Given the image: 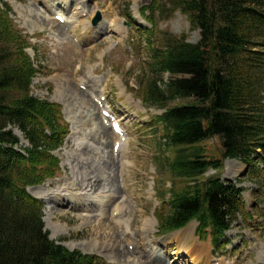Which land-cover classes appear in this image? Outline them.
I'll use <instances>...</instances> for the list:
<instances>
[{"label": "trees", "instance_id": "1", "mask_svg": "<svg viewBox=\"0 0 264 264\" xmlns=\"http://www.w3.org/2000/svg\"><path fill=\"white\" fill-rule=\"evenodd\" d=\"M172 4L199 31L200 41L192 45L164 34L147 42L153 76L144 104L165 110L154 125L173 152L160 160L172 182L160 232L167 235L197 221V235L206 239L210 230L218 248L245 211L244 190L221 179L225 161H241L247 175L264 184V0ZM10 12L0 0V264H104L51 240L44 206L27 192L61 173L54 153L69 130L60 105L31 95L39 70ZM141 16L154 25L144 10ZM165 75L172 77L168 84ZM187 100L192 102L170 107ZM15 129L29 148L21 146ZM214 139L221 143L220 158L203 145ZM210 171L216 175L206 177Z\"/></svg>", "mask_w": 264, "mask_h": 264}, {"label": "rangeland", "instance_id": "2", "mask_svg": "<svg viewBox=\"0 0 264 264\" xmlns=\"http://www.w3.org/2000/svg\"><path fill=\"white\" fill-rule=\"evenodd\" d=\"M5 2L11 9L9 17L17 31L30 44L27 53L39 70L32 81L31 95L60 105L69 130L66 142L54 153L60 160L61 173L40 187L50 186L48 190L54 193L51 196L62 195L61 198L57 196L56 204H64L70 202V198L76 199L88 193L80 191L84 190L81 186L86 175L90 173L96 177L94 183L96 180L100 181L102 188L109 185L108 189L115 190L118 183L123 186L122 178H119L121 172L127 184V189H121L118 195H123V201L119 200L115 204V207L121 203L126 204L124 219L129 221L128 225L121 227L120 233L126 234L127 237L125 239L120 234V252L118 245L112 248L108 241V238L117 233L113 229L116 225L108 218L110 215L116 218L117 212L112 215L113 209L109 211L108 216L96 217L88 214L83 208H71L72 206L58 207L54 204L47 209L45 201H42L45 206L43 221L50 239L70 251H80L84 255L102 259L104 264H131L141 258L142 250H136V244L146 243L141 236L146 237L143 233L147 228V220H153L154 226L150 228V236H147L149 246L151 243H160L162 247L157 246L158 250L162 252V256L168 257L170 263H174L175 253L183 254L180 262L175 264H207L209 260H212V264L223 260L228 264L238 261L243 263V260H246V264L257 263L259 246L263 247L264 251V184L247 175V167L239 160L225 161L221 179L244 190L242 200L245 211L218 248L212 245L210 230L207 231L209 236L206 239L197 236L198 224L191 232L196 246H182L177 239L172 240L171 237L177 232L167 235L159 233V217L162 207H166L170 198L172 185L160 160L172 158L173 152L164 146L165 141L154 125L155 117L162 115L164 111L144 104L145 88L153 76L149 66L151 62L147 42L151 39V42L156 43L164 34L175 39H185L192 45L200 41L199 31L191 28L188 18L173 6L172 0H76L77 3L73 2L75 4L72 11L79 5V11L76 9L79 15L76 21L74 20L75 29L70 35L54 15L59 13L67 20L71 12L65 11L57 2ZM47 7L57 10L50 14ZM143 10L154 25L140 15ZM62 11H65V15ZM99 13L102 22L94 27L93 21ZM66 22L69 24V20ZM150 31L153 32V38L148 33ZM78 40L83 42L78 43ZM171 78L170 75H165L163 81L168 84ZM82 84L85 88L88 87L86 91L83 90ZM160 86L165 88L164 84ZM100 98L107 100L108 106L119 115L128 131L125 143L127 146L120 158L118 153H115V158L112 157L117 136L100 139L102 115L95 102V99ZM87 100L95 107L92 112L89 111L90 107L85 105ZM191 102L177 101L170 104V107ZM95 116H98V119L92 123L91 118ZM15 133L21 140V146L29 148L30 145L22 134L16 129ZM203 145L209 155L221 157V143L218 139ZM111 161H115L116 167L110 166ZM215 175L216 172L211 171L206 177ZM56 182L60 183L55 185ZM40 187L35 186L30 192ZM91 193L95 191L90 190L88 195ZM88 197L87 201L91 196ZM78 202L82 203L83 200ZM56 229L63 230L64 234L54 239L53 232ZM127 250L136 252L131 257L124 256ZM116 251L121 253V257ZM202 254L205 256L200 263Z\"/></svg>", "mask_w": 264, "mask_h": 264}, {"label": "bare ground", "instance_id": "3", "mask_svg": "<svg viewBox=\"0 0 264 264\" xmlns=\"http://www.w3.org/2000/svg\"><path fill=\"white\" fill-rule=\"evenodd\" d=\"M48 2H50L49 4H51V2L52 1H55V2H57L60 6H62V7H64L65 9V11H67V10H69L70 12H71V16L70 17H67L66 19L67 20H65V24H64V26L66 27V28H68L67 29V31H69V35H70V33H72V31L75 29V27H73L74 25H75V19L76 18H78V13L76 12V9L77 8H79L78 6H76V9H75V11H72L73 9V5L75 4V3H77V2H75L76 0H47ZM73 2H75V3H73ZM85 3V2H84ZM47 10H48V12L50 13V14H52L53 13V11H55V10H57V9H53V8H49V7H47ZM78 11H79V9H77ZM65 11H62V13L65 15ZM57 15H60V16H62L61 14H59V13H56L54 16H57ZM69 20V24H67V22L66 21H68ZM75 20V21H74ZM82 25V24H81ZM100 29V28H99ZM86 30V29H85ZM89 30H90V28H89ZM107 31V30H106ZM105 32V31H104ZM100 33V32H99ZM98 33V34H99ZM108 34V33H107ZM66 35V34H65ZM68 35V36H69ZM95 36V35H94ZM91 91V90H90ZM94 100V99H93ZM86 102V101H85ZM85 105H86V107H90V109H89V111L90 112H92L93 111V109L95 110V107L94 106H91L89 103H88V100H87V102L85 103ZM101 113H102V111H101ZM92 117V116H91ZM98 116H95L93 119L91 118V122L92 123H95L96 122V119H98L97 118ZM101 121H102V124L104 123V120H103V118L101 117V119H100ZM102 124H100L101 125V127L99 128V129H101V133L99 134V135H101V138L100 139H102V137L103 138H106V139H108V137H110V138H112L115 134L112 132V130L110 129H108V128H106L105 126H102ZM99 126V125H98ZM103 135V136H102ZM72 137V136H71ZM115 143V142H114ZM121 143V142H120ZM102 144H104L105 145V143H102ZM88 145V144H87ZM108 145V144H107ZM113 145V144H112ZM126 146H127V144L125 145L124 143H122V146H121V149H120V151H119V158H120V156L123 154V152H124V150H125V148H126ZM113 147H114V149H115V144L113 145ZM96 150H99L98 148L96 149ZM112 150H113V148H112ZM82 153V152H81ZM111 155H112V153H111ZM84 156V155H83ZM82 156V157H83ZM90 156V155H89ZM112 157L113 158H115V152L113 153V155H112ZM84 161V160H83ZM110 161V160H109ZM85 162V161H84ZM109 164H110V166L111 167H116V163H115V161L113 162V161H111V162H109ZM118 164V163H117ZM85 165V164H84ZM88 165V164H87ZM106 166V165H105ZM90 168V167H89ZM83 170V169H82ZM91 170V169H90ZM83 174V173H82ZM89 174V173H88ZM117 174H119V173H117ZM121 176L119 177V178H122V183H123V186L122 185H120V183H118V186H117V188H119V190L116 188L115 190H111V189H108L107 187L109 186H104L103 188H102V184H99V182L96 180L95 181V183H94V178H96L95 176H94V174L93 173H90L89 175H86V177H85V179H84V181H83V184H82V188L84 189V190H79L81 193H84V192H88L89 193V191L91 190V191H95V193H91V195H88V193H86V194H84V195H81V197H77L76 199H71L70 197V199L68 200V201H70V202H65L64 204H56L57 203V196L59 197V198H61L62 197V195L61 194H59V195H54V197L53 196H51L52 194H54V193H50V191L48 190V188L50 187V186H45V187H40V188H36V189H32L31 190V192L30 193H32L33 195H34V197H36V198H38L39 200H41V201H45L44 203L46 204V208L47 209H49V208H51V206H53L54 204L55 205H58V207H70V206H72L71 208H83V210L84 211H86L88 214H90V215H92V216H96V217H104V216H108V214L110 215V213H109V211L111 210V209H113V211H112V215L115 213V212H117V214H118V216L114 219V218H112V216L110 215L108 218L111 220V221H113V223H114V225H116V227H114L113 229L117 232V233H115V236L113 235V237L112 238H108V241L111 243V245H112V248H114V247H116V245H118V247H119V252H120V247L122 246V239H121V236H120V234H122V236H124L125 237V239H126V234H124V233H120L121 232V227L123 228V226H126V225H128V223H129V221H127V220H125L124 219V214L126 213L125 212V209H126V207H125V205L126 204H124V203H121V204H117L118 206H116L115 207V204L120 200V201H123V198H122V196L123 195H121V197H118V195H120V190L122 189V190H124V189H127V184H126V181H125V178H124V176H123V173L121 172ZM111 175H112V173H111ZM118 176V175H117ZM91 177V178H90ZM126 177V176H125ZM98 182V183H97ZM60 182H56V183H54L55 185H58ZM108 183V182H107ZM110 183V182H109ZM99 184V185H98ZM106 187V188H105ZM112 187V186H111ZM88 196H91V198L87 201L86 200V197L87 198H89ZM56 199V200H55ZM83 200V202L82 203H79L78 201H80V200ZM67 200V199H66ZM75 200H77V202L75 201ZM48 202V203H47ZM124 204V205H123ZM111 205H112V207H111ZM78 206H80V207H78ZM116 215V214H115ZM50 219L49 220H51V218H52V216H50L49 217ZM195 223V222H194ZM146 226H147V228H146V230H145V232L143 233L144 235H146V237L145 236H141V238L143 239V242H146L145 244H136V250L137 249H141L142 251H141V258L138 260V262H131V264H175V262H180V260L182 259V257H183V254L182 253H175V256H176V259H175V261H174V263H170L169 261H168V257H165L164 255L162 256V252L160 251V250H158L159 248L157 247V246H161L162 247V245H160V243L158 244H153V243H151L152 245L151 246H149V243L150 242H148V238L149 237H147V236H150V231H151V229L153 228V226H154V222H153V220H147V222H146V224H145ZM196 223L195 224H191L188 228H186V229H184V230H182V232L181 231H179V232H177V233H175V235L174 236H172L171 238H172V240L174 239V240H178V241H180V243L182 244V246H185V245H192V246H194L195 244H194V235H192L191 234V232L192 231H194L195 230V228H196ZM100 227V226H99ZM151 228V229H150ZM128 231V230H127ZM64 234V231L63 230H59L58 231V229H56V230H54V232H53V238L54 239H56V238H58L59 236H62ZM52 238V239H53ZM123 241H124V239H123ZM164 244L166 245V243L164 242ZM196 246V245H195ZM259 246V245H258ZM157 247V248H156ZM109 248H110V245H109ZM258 248V247H257ZM262 248L263 247H261V246H259V249H258V252H259V259H258V261H257V263H253V264H264V251H262ZM145 249V250H144ZM136 250H134L133 251V253H131L130 251H128L127 250V252L126 253H124L125 255L124 256H129V257H131V256H133V254L136 252ZM196 250V249H195ZM199 250V249H198ZM113 251H115V250H113ZM183 250H181V252H182ZM117 252V251H116ZM194 253H196L197 254V252L196 251H194ZM118 256H120L121 257V253L119 254L118 252L116 253ZM123 255H122V257H124ZM172 256V255H171ZM204 254H202V256H201V261H200V263H202L203 262V258H204ZM169 257H170V255H169ZM128 260H130V259H128ZM243 260V259H242ZM212 262V260H209L208 262H207V264H212L211 263ZM220 264H228L225 260H223V262H219ZM218 262L216 263V264H219ZM206 264V263H205ZM234 264H246V260H243V263H240L239 261L238 262H236V263H234Z\"/></svg>", "mask_w": 264, "mask_h": 264}, {"label": "water", "instance_id": "4", "mask_svg": "<svg viewBox=\"0 0 264 264\" xmlns=\"http://www.w3.org/2000/svg\"><path fill=\"white\" fill-rule=\"evenodd\" d=\"M101 20H102V16H101V14L99 13V14L97 15L96 19L93 21V24L96 26V25H98V24L101 22Z\"/></svg>", "mask_w": 264, "mask_h": 264}]
</instances>
